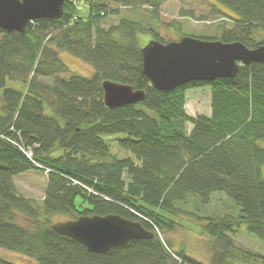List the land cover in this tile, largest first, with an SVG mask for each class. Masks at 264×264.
<instances>
[{
	"label": "trees",
	"instance_id": "1",
	"mask_svg": "<svg viewBox=\"0 0 264 264\" xmlns=\"http://www.w3.org/2000/svg\"><path fill=\"white\" fill-rule=\"evenodd\" d=\"M215 1L233 12L235 25L221 38H199L264 44L257 37L264 35V0ZM151 4L66 0L59 20L37 19L24 33L0 29V248L32 264H206L175 251L158 230H174L180 205L192 198L206 205L222 192L240 214L206 218L205 229L219 246L210 264H236L241 257L264 264V254L236 245L232 235L246 225L264 243V63L242 65L233 77L155 88L144 73V34L177 40L186 35L181 22L155 5L151 14L159 30L126 18L101 25L120 8ZM219 12L210 0H197L182 15L206 20ZM61 51L89 63L93 75L72 70ZM104 80L143 89L145 97L109 108ZM205 86L211 114L190 115L187 90ZM111 137L128 156L112 151ZM46 168L38 205L18 192L14 177ZM110 213L140 221L154 236L93 253L55 232L50 218ZM0 264L19 263L0 258Z\"/></svg>",
	"mask_w": 264,
	"mask_h": 264
},
{
	"label": "water",
	"instance_id": "2",
	"mask_svg": "<svg viewBox=\"0 0 264 264\" xmlns=\"http://www.w3.org/2000/svg\"><path fill=\"white\" fill-rule=\"evenodd\" d=\"M66 0H0V29L24 33L37 19L59 20L64 16ZM144 73L159 90H172L193 81H214L233 77L242 65L264 63V44L250 48L241 41L203 39L184 35L167 43L155 38L142 48ZM107 107L137 103L145 90L112 80L102 82ZM58 234L86 246L93 253H107L135 239L154 236L140 221L119 214L81 215L52 225Z\"/></svg>",
	"mask_w": 264,
	"mask_h": 264
},
{
	"label": "rangeland",
	"instance_id": "3",
	"mask_svg": "<svg viewBox=\"0 0 264 264\" xmlns=\"http://www.w3.org/2000/svg\"><path fill=\"white\" fill-rule=\"evenodd\" d=\"M151 5L138 7H123L118 13L109 14L103 19L102 26L109 28L116 25L122 18L138 21L144 25H149L159 30V26L152 18L151 10L158 5L160 11L165 13L167 17H173L181 22L183 33L195 37L217 36L221 38L222 30L232 29L235 25L234 20L230 17L233 14L225 6L210 0L220 9L218 14L211 15L206 20H198L189 16H183L182 10H189L196 5L197 0H151ZM230 15V16H229ZM257 37H264L257 35ZM146 41L152 39L151 34H144ZM145 41V42H146ZM147 43V42H146ZM61 59L74 71L83 76L90 77L94 73V68L84 60L72 55L67 51H61ZM52 84V79L45 80ZM3 91H0V97ZM187 112L190 115H210L211 114V89L207 86L190 88L187 90ZM193 126L190 125V128ZM115 137L109 138L112 146L111 149L118 156H128L129 153L125 149H121L114 141ZM59 153H55L58 155ZM17 190L20 194L27 198L33 199L36 204L42 205L46 188L47 176L38 170H31L14 177ZM181 212L175 217L178 224L174 230L167 231L159 228L158 235L164 242H167L175 251L181 249L192 257L206 264L212 262V257L216 250L219 249L215 239L211 238L207 233L205 226L207 217H222L225 214L238 216L240 214L239 206L226 194L216 192L209 204L203 205L191 199L189 204L180 205ZM52 225L59 221L70 220L71 217L66 214H53L51 217ZM26 223V218L23 217ZM236 245L244 247L248 250L256 251L264 254V243L257 235L248 231L246 225H242L239 231L232 234ZM0 258L8 259L19 264H32L28 259L18 253L4 248H0ZM236 264H261V262H251L246 258H239Z\"/></svg>",
	"mask_w": 264,
	"mask_h": 264
},
{
	"label": "built area",
	"instance_id": "4",
	"mask_svg": "<svg viewBox=\"0 0 264 264\" xmlns=\"http://www.w3.org/2000/svg\"><path fill=\"white\" fill-rule=\"evenodd\" d=\"M19 147L21 148V149H23L24 151H25V149L23 148V145H19ZM29 156L30 155H32V153H27ZM47 169V171L48 172H50V169H48V168H46ZM75 183H77V184H81L79 181H77V180H73ZM175 257H176V255H175Z\"/></svg>",
	"mask_w": 264,
	"mask_h": 264
},
{
	"label": "crops",
	"instance_id": "5",
	"mask_svg": "<svg viewBox=\"0 0 264 264\" xmlns=\"http://www.w3.org/2000/svg\"><path fill=\"white\" fill-rule=\"evenodd\" d=\"M2 103H1V100H0V111H1V108H2ZM46 175V174H45ZM47 176V180H48V175H46Z\"/></svg>",
	"mask_w": 264,
	"mask_h": 264
}]
</instances>
